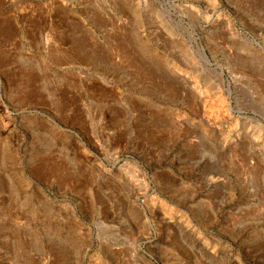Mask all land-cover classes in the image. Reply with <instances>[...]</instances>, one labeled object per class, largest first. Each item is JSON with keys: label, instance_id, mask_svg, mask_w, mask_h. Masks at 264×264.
I'll list each match as a JSON object with an SVG mask.
<instances>
[{"label": "rangeland", "instance_id": "1", "mask_svg": "<svg viewBox=\"0 0 264 264\" xmlns=\"http://www.w3.org/2000/svg\"><path fill=\"white\" fill-rule=\"evenodd\" d=\"M0 264H264V0H0Z\"/></svg>", "mask_w": 264, "mask_h": 264}]
</instances>
